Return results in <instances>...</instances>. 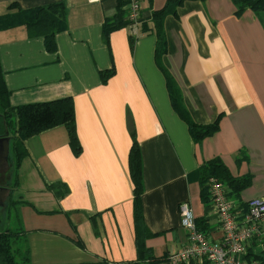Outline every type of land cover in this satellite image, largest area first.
Here are the masks:
<instances>
[{
  "label": "crops",
  "instance_id": "0c3cea01",
  "mask_svg": "<svg viewBox=\"0 0 264 264\" xmlns=\"http://www.w3.org/2000/svg\"><path fill=\"white\" fill-rule=\"evenodd\" d=\"M12 0H0V14ZM27 8L62 1L65 27L55 49L23 26L0 30V66L9 103L70 96L80 151L68 145L63 125L24 138L15 182L2 175L1 207L13 204L30 264L103 260L138 264V250L157 261L183 246L177 204L187 201L210 239L220 229L209 200L200 197L198 166L218 157L233 176L249 182L231 198L243 208L264 192V24L231 0H184L163 19L161 66L173 80L193 121L219 114L218 129L194 141L172 110L164 77L154 61L155 35L131 41L126 26L107 41L101 23L116 0H13ZM165 0H140L142 20ZM141 20V21H142ZM150 20V19H149ZM112 69L105 82L99 71ZM138 143L142 226L135 234L127 153ZM4 136V135H3ZM3 140V160L8 154ZM1 177V176H0ZM194 264V263H192ZM197 264V263H195Z\"/></svg>",
  "mask_w": 264,
  "mask_h": 264
},
{
  "label": "trees",
  "instance_id": "16d2710c",
  "mask_svg": "<svg viewBox=\"0 0 264 264\" xmlns=\"http://www.w3.org/2000/svg\"><path fill=\"white\" fill-rule=\"evenodd\" d=\"M149 1V0H148ZM184 0H165L163 5L151 11L150 20H142L139 24L141 33L152 32L155 35V46L153 50L154 61L164 77V85L167 91L172 110L185 123L189 136L194 141L213 134L218 129L219 114L207 123H197L192 120L188 111L181 102L180 95L174 86L173 80L161 66L160 58L165 51V36L163 31V19L167 14H175V9ZM235 7V14H240L248 8L257 14L264 24V0H231ZM125 0H116L115 10L110 16H106L101 23V36L104 41L108 39V33L125 26ZM7 10L0 14V30L23 26L29 37L41 36L46 50L55 49L54 34L65 27V7L62 1L49 2L43 5H36L21 8L15 1H10L6 6ZM133 41L134 38L129 36ZM113 73V70H100V81L105 82L106 78ZM9 90L6 88L2 69L0 66V132L7 131L9 138L8 157L11 164L10 186L15 182V169L19 160L24 156L25 151L21 141L35 133L55 125H63L67 142L74 154L80 151V144L75 133L74 109L70 96H61L54 99L33 101L11 105L9 103ZM130 146L127 153V165L131 181L132 220L135 234L141 232L142 226V177L141 158L138 143L134 133H130ZM200 183V197L203 201L209 199L205 186L206 177L214 175L220 179L225 187L226 194L236 196L248 182V176H233L227 167L218 157H212L202 162L196 171ZM16 202H11L12 206ZM203 221V220H202ZM202 221H195L198 229L204 231ZM144 229V227H143ZM28 246L23 237V230L18 226L14 228H0V264H30ZM261 263H264V241L262 248L257 252L248 251ZM15 256L19 259L16 260ZM137 262L153 263L159 258H153L146 250H138ZM37 264H104L103 260L79 261L69 263H37Z\"/></svg>",
  "mask_w": 264,
  "mask_h": 264
},
{
  "label": "built area",
  "instance_id": "2783aa9c",
  "mask_svg": "<svg viewBox=\"0 0 264 264\" xmlns=\"http://www.w3.org/2000/svg\"><path fill=\"white\" fill-rule=\"evenodd\" d=\"M124 19L129 36L141 34L140 0H125ZM205 186L215 212L220 236L210 239L197 228L192 209L187 201L177 204L179 224L185 231V243L165 256L171 264H264L248 254L262 248L264 241V192L247 199L244 207L226 194L224 183L209 175Z\"/></svg>",
  "mask_w": 264,
  "mask_h": 264
},
{
  "label": "rangeland",
  "instance_id": "374dc122",
  "mask_svg": "<svg viewBox=\"0 0 264 264\" xmlns=\"http://www.w3.org/2000/svg\"><path fill=\"white\" fill-rule=\"evenodd\" d=\"M262 16H264V13ZM7 157H8V154H7ZM9 164H10V161L7 158L6 160H3L2 158L0 159V176H1L0 182H3L2 179L4 178V176L2 175H4V173L9 175ZM3 199H5V196L3 193H1L0 203H2ZM16 224H17V213L13 205L12 206L7 205L4 208L1 207L0 209V228H3V227L14 228L16 227ZM15 258L16 260H19L16 256Z\"/></svg>",
  "mask_w": 264,
  "mask_h": 264
},
{
  "label": "flooded vegetation",
  "instance_id": "af4514ba",
  "mask_svg": "<svg viewBox=\"0 0 264 264\" xmlns=\"http://www.w3.org/2000/svg\"><path fill=\"white\" fill-rule=\"evenodd\" d=\"M5 134L7 135V133H1V132H0V136H3V135H5ZM7 136H8V135H7ZM2 144H3V141L0 142V159H1V158H2V159L4 158V153H3L4 150H3V148H2V147H3Z\"/></svg>",
  "mask_w": 264,
  "mask_h": 264
},
{
  "label": "water",
  "instance_id": "95a60500",
  "mask_svg": "<svg viewBox=\"0 0 264 264\" xmlns=\"http://www.w3.org/2000/svg\"><path fill=\"white\" fill-rule=\"evenodd\" d=\"M4 133H7V131H4ZM3 140H8V136L6 134L4 136H0V142Z\"/></svg>",
  "mask_w": 264,
  "mask_h": 264
}]
</instances>
